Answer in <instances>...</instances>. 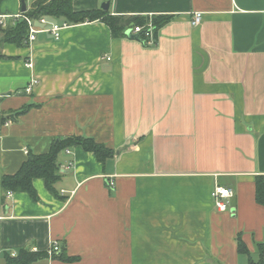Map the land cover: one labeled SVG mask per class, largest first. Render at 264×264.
Masks as SVG:
<instances>
[{
	"label": "crops",
	"instance_id": "0c3cea01",
	"mask_svg": "<svg viewBox=\"0 0 264 264\" xmlns=\"http://www.w3.org/2000/svg\"><path fill=\"white\" fill-rule=\"evenodd\" d=\"M106 2L113 16L147 18L151 26L153 17L169 20L151 30V45L114 36L94 20L67 24L58 39L39 31L25 46H0V110L34 105L0 127V174L15 173L28 151L46 152L55 138L91 137L113 150L101 162L66 147L57 157V195L34 178L36 199L13 192L2 202L0 264L4 253L47 252L53 241L59 253L33 264H248L237 235L257 262L255 245L264 242V206L255 200V179L264 180V0L72 6ZM196 11L201 21L192 26ZM21 12V0H0V14ZM51 23L63 22L46 18L45 27ZM32 75L39 83L25 93ZM217 185L234 189L233 213L214 207Z\"/></svg>",
	"mask_w": 264,
	"mask_h": 264
},
{
	"label": "trees",
	"instance_id": "16d2710c",
	"mask_svg": "<svg viewBox=\"0 0 264 264\" xmlns=\"http://www.w3.org/2000/svg\"><path fill=\"white\" fill-rule=\"evenodd\" d=\"M73 0H33L30 8L21 12L22 15L32 20H38L42 17L60 19L66 24H78L85 21L101 20L109 26L114 36L125 35L127 29H133L136 26H141L139 40L143 43L151 45L149 36L146 31H158L163 26L169 17H153L151 25H147L148 19L138 20V17H123L113 16L102 9H90L75 11L72 6ZM29 27L27 21L23 17L7 20L5 26L0 24V46L4 43H13L18 46L27 45ZM33 104H25L21 108L5 113L0 110V124L3 125L10 120V115L17 117L26 113ZM80 146L86 151L93 152L97 159L104 162L106 158L113 155V150L106 147L104 144L96 142L91 137L86 136H66L55 138L51 143L50 148L43 153L27 152V158L22 162L18 170L13 174H0V201H5V192H26L31 198L36 199V191L32 181L34 178H42L46 188L53 194L57 195L54 184L60 179V165L57 157L61 150L66 147ZM112 189V188H111ZM255 200L257 203L264 206V180L261 176L255 179ZM237 252L238 254L247 255L248 264H262L264 261V242L255 245V251L258 255V261L255 262L249 249L242 241L240 235H237ZM59 253V252H58ZM57 253L53 254V256ZM45 251H31L21 248L15 256L10 253H4L5 264H33L39 259L48 257ZM61 259L71 260L64 253L59 255Z\"/></svg>",
	"mask_w": 264,
	"mask_h": 264
},
{
	"label": "built area",
	"instance_id": "2783aa9c",
	"mask_svg": "<svg viewBox=\"0 0 264 264\" xmlns=\"http://www.w3.org/2000/svg\"><path fill=\"white\" fill-rule=\"evenodd\" d=\"M201 16L202 13L199 11H196L192 14V18H191V25L192 26H197L199 25L200 21H201ZM19 17H23L27 23H28V27H29V33H28V39H27V43L29 44L31 41H33L35 39V33L39 32V31H49L53 37L55 39H58L60 36V31L63 27H65L67 24L66 23H62V24H58V23H51L48 27H45V23H46V18L42 17L37 21L40 24H43V27H38L34 24V20L29 19L28 17L22 15L21 13L19 14H15V15H6V14H0V24L2 26H5L7 23V19H14V18H19ZM142 29L141 26H136L132 29V33H138L140 32ZM146 35L150 36V31H146ZM107 59H110L109 57ZM25 66L28 68H32L33 67V62L31 59H28L27 61H25ZM39 83V80L37 79L36 76L32 75L30 76L26 86L23 88V91L25 93H31L34 89V87ZM0 98H1V94H0ZM9 121H7L5 124H8ZM2 125L0 124V127ZM67 152L68 149H67ZM71 168V163H69L67 166H64V169L68 170ZM108 185L110 188H113L114 182L113 180L108 181ZM61 192L63 193L64 190H61ZM12 191H6L5 192V197L6 199L10 198L12 195ZM235 196V191L233 188L231 187H225V186H215L214 189L211 192V197L213 199V205L214 207L218 210V211H222V212H230L233 213V206H232V199ZM1 204L2 202L0 201V222L2 221V219L4 218V215L1 213ZM59 245L57 241H53L50 245V247L47 250V253L49 256H52L53 254L57 253L59 251ZM12 256H15L16 253L13 252L11 253Z\"/></svg>",
	"mask_w": 264,
	"mask_h": 264
},
{
	"label": "water",
	"instance_id": "95a60500",
	"mask_svg": "<svg viewBox=\"0 0 264 264\" xmlns=\"http://www.w3.org/2000/svg\"><path fill=\"white\" fill-rule=\"evenodd\" d=\"M108 7H109V3L106 2V3H102L101 4V9L103 10H108ZM26 9V4H25V0H21V11H25ZM34 24L38 27H43L44 25L43 24H40L38 23L37 21L34 22ZM125 34L130 37V38H134V39H138L139 38V33H132V30L131 29H127L125 31ZM6 95H9L10 93H5Z\"/></svg>",
	"mask_w": 264,
	"mask_h": 264
},
{
	"label": "rangeland",
	"instance_id": "374dc122",
	"mask_svg": "<svg viewBox=\"0 0 264 264\" xmlns=\"http://www.w3.org/2000/svg\"><path fill=\"white\" fill-rule=\"evenodd\" d=\"M28 3H29V0H26V1H25V4H28Z\"/></svg>",
	"mask_w": 264,
	"mask_h": 264
}]
</instances>
